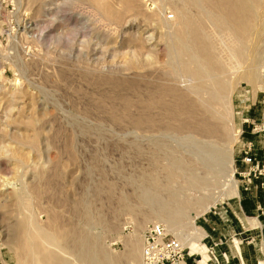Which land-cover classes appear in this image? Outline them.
Masks as SVG:
<instances>
[{
	"label": "rangeland",
	"instance_id": "rangeland-1",
	"mask_svg": "<svg viewBox=\"0 0 264 264\" xmlns=\"http://www.w3.org/2000/svg\"><path fill=\"white\" fill-rule=\"evenodd\" d=\"M159 1L139 0L138 8L118 24L104 17L90 0H0V264H48L44 251H57L75 264H84L71 249L61 251L40 238L43 231L52 233L64 238L60 241L64 245L76 228L98 237L113 264H143L144 232L160 221L144 219L148 210L140 196L148 188L145 180L152 175L166 184L164 167L169 159L178 155L192 163L197 137L201 138L196 129L182 123L184 116L169 118L160 108L148 114L161 120L159 126L137 123L155 85L170 84L187 92L194 83L167 72V47L160 38L168 24L161 30L158 23L169 16L173 20L172 8L182 7V1ZM263 3L257 4V25L262 30L247 47L241 76L249 71L256 51L264 49ZM198 10L192 3L191 12ZM208 28L215 45L219 44L221 59L241 67L230 56L231 38L210 24ZM259 69L257 80L248 82L239 73L235 83L228 120L240 131L235 169L239 142L249 136L247 131L241 136L247 126L242 127L243 115L258 118L264 111V58ZM192 167L198 177L203 176L200 166ZM182 182L185 179L179 175L172 186L185 198L216 194L222 183L201 191ZM221 197L217 206L237 198L233 194ZM126 201L135 212L125 208ZM205 214L196 218L200 228ZM23 220L29 224V239L19 228ZM169 230L190 249L186 225ZM31 236L40 249L32 247ZM131 242L141 248L136 258L129 256ZM193 256L187 258L199 264L209 260L203 245Z\"/></svg>",
	"mask_w": 264,
	"mask_h": 264
},
{
	"label": "bare ground",
	"instance_id": "bare-ground-1",
	"mask_svg": "<svg viewBox=\"0 0 264 264\" xmlns=\"http://www.w3.org/2000/svg\"><path fill=\"white\" fill-rule=\"evenodd\" d=\"M138 1L139 0H90V2L101 10L104 17L118 24L126 20L129 12L131 13V11H135L138 8ZM181 1L182 7L177 6L172 8L175 9V16L172 14L173 20H168V18H166L164 23H158L162 27L161 30L168 24L167 29L161 32L160 38H162V41L165 43L164 45H166L165 47H167L168 60L165 63L167 72L169 71V74H178L176 76L182 75V77L185 76L184 78H191L194 83L192 86H188L187 92H183L177 88V86H172L170 84L155 85V88H151L148 100H145L142 104L144 115L142 118L138 119L137 123L140 125L161 123V120H155L151 118V116H148L151 111L160 108L169 118L184 116L185 119L181 120L182 123L196 129L197 133H200L201 138L197 137L198 140L196 142L198 148L197 152L194 153L192 161L190 160L192 163L178 155L169 159L168 153L166 154V157H168L170 161L167 166L164 167V177L167 178L168 182L166 184L160 183L156 177L149 175L145 180L146 187L148 188L141 194L142 197L140 196V201L148 210V214L144 215V219L155 217L160 220L159 223H165L169 229L177 230L179 227H184L186 225L192 240V246L188 251L192 255H198L199 246L202 245V240L206 233L202 228L196 225V218H199V216H202L210 209L216 207L220 201L223 200L221 196L226 197L231 194L235 197L240 196V186L236 177L234 157L235 145L239 140L240 131L236 130L233 120L228 122L230 116L229 109L231 108L232 96L237 86L235 83L238 84V80L240 79L238 75L240 73L241 76L242 72L243 65H240V63L244 60V62L247 61L245 59L247 47L253 44L252 42L255 43L257 41L256 34L259 30V26L257 25V18H259L257 15V4L261 3L262 0ZM200 1H203V3H200ZM165 2L166 1H164V3ZM192 3L197 4L199 7L197 13L195 12L196 14L191 12ZM165 4H163L164 7ZM155 7L157 6L155 5ZM200 8L202 9L200 10ZM156 9L158 10V8ZM161 9L164 8L162 7ZM159 11L160 7L158 13ZM96 13L98 15V12ZM98 16L100 17V15ZM162 16L166 17L167 15ZM100 19H103V17H100ZM150 19L156 20L154 16H150ZM169 21L173 22L170 24ZM105 23L108 25L107 21ZM109 24L111 23L109 22ZM209 24L213 29L231 38L233 45L229 47L230 56L236 62H239L238 64L241 67L229 66L228 64L230 63L227 64V61L225 62V60L221 59L222 56L220 57L218 55L217 50L220 49L216 47L218 43L215 45L214 38L212 37L214 35H211V28H208ZM156 29L158 31L157 27ZM212 34H214V32ZM218 39H221L219 42H222L223 38ZM223 43L225 44L226 42ZM220 45H222V43ZM223 52H225V50H223ZM263 53L264 49L261 48L256 51L255 55L253 54L254 56L252 55V58L250 57L249 71L247 70L248 72L246 71L245 74L241 76L242 79L248 80L249 82L250 80H257L259 78V65L261 59L264 58L262 57ZM225 54L226 53H224V55ZM250 55H248V57ZM134 63H132L133 66ZM262 78H264V73L262 74ZM118 84L123 85L121 82H118ZM262 87L263 91L264 84ZM241 142L242 141L239 142L240 146ZM165 149L169 150V152L171 150V153L173 152L172 154H176L172 149ZM156 161L155 157L154 163ZM193 165L200 166L203 170L202 177H198L194 173L195 170L194 167H192ZM179 175L185 179L182 185L201 191L208 190L209 187L214 186V183L217 185L220 180L222 183L219 185L221 187L216 193L217 195L212 193L211 195H203L202 197L189 196L185 198L184 196L181 197V194L173 189L175 184L172 186L176 177ZM183 188L186 189L185 187ZM148 189H152L153 193H150ZM163 193L166 194V197L163 196ZM192 198L195 200H192ZM125 208L128 211H136L127 201L125 202ZM191 211H195L196 216H189ZM91 217L89 214L87 215L86 219L88 222H91ZM249 222L256 231V234L261 236L262 224L260 220L252 218L249 219ZM19 228L25 236L28 235L29 239L28 222L24 220L23 222L21 221ZM40 238L49 245L59 247L61 251H63L62 247L71 249L74 255L84 264H113L111 257H109L103 249L99 238L92 236L81 228H76L72 234L67 236L64 245L60 242L64 238L62 237L63 239H60L52 233L43 231V233L40 234ZM30 239H32L33 242L32 247L39 248L34 236H31ZM45 249L46 248H44V250ZM140 249L138 244L131 242L129 256L136 258ZM44 258L48 264H75L57 251H44ZM260 264H264V261H261Z\"/></svg>",
	"mask_w": 264,
	"mask_h": 264
},
{
	"label": "crops",
	"instance_id": "crops-1",
	"mask_svg": "<svg viewBox=\"0 0 264 264\" xmlns=\"http://www.w3.org/2000/svg\"><path fill=\"white\" fill-rule=\"evenodd\" d=\"M262 113L258 118L252 116V113L244 114L242 121V127L247 125L245 131L242 130L243 134L246 131L249 134L246 141L255 144L257 160H262L264 156V138L252 132L251 126L260 121ZM237 169H244L240 155ZM260 182L253 181L250 190H245L240 181V196L234 198L236 200L214 207L202 217L201 228L206 233L202 242L203 249L207 254V248L213 250L217 257V261L211 260L208 254L209 260L204 264H260L264 261V214L260 211V208L264 210V187H261ZM252 218H257L262 224L261 236L251 226L249 219ZM190 259L187 258L188 264L189 261L191 264L198 263Z\"/></svg>",
	"mask_w": 264,
	"mask_h": 264
},
{
	"label": "built area",
	"instance_id": "built-area-1",
	"mask_svg": "<svg viewBox=\"0 0 264 264\" xmlns=\"http://www.w3.org/2000/svg\"><path fill=\"white\" fill-rule=\"evenodd\" d=\"M169 19L172 17H168ZM249 123V120H246ZM252 132L260 134L264 138V112L258 123H253ZM243 132L241 133L242 136ZM239 155L241 156L243 170L236 169L239 182L242 181L244 189L250 190L253 181H261L264 187V156L257 160V151L252 141L241 142ZM217 207V206H216ZM262 214L264 210L260 208ZM204 238L202 242H204ZM216 261L217 257L213 250L207 248ZM187 257L193 256L183 241L163 224H151L144 232L143 264H188ZM212 260V259H211ZM198 264V263H197Z\"/></svg>",
	"mask_w": 264,
	"mask_h": 264
}]
</instances>
